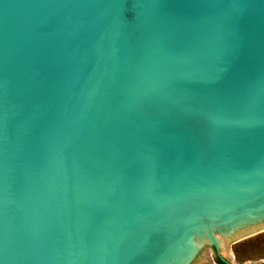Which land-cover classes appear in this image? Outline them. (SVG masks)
Returning a JSON list of instances; mask_svg holds the SVG:
<instances>
[{
    "label": "water",
    "instance_id": "obj_1",
    "mask_svg": "<svg viewBox=\"0 0 264 264\" xmlns=\"http://www.w3.org/2000/svg\"><path fill=\"white\" fill-rule=\"evenodd\" d=\"M263 230L264 0H0V264H238Z\"/></svg>",
    "mask_w": 264,
    "mask_h": 264
},
{
    "label": "rangeland",
    "instance_id": "obj_2",
    "mask_svg": "<svg viewBox=\"0 0 264 264\" xmlns=\"http://www.w3.org/2000/svg\"><path fill=\"white\" fill-rule=\"evenodd\" d=\"M228 250L233 263L256 264L258 262L260 264L264 261V230L229 244ZM208 253L212 263L216 264L217 262L213 260V250L210 249Z\"/></svg>",
    "mask_w": 264,
    "mask_h": 264
},
{
    "label": "flooded vegetation",
    "instance_id": "obj_3",
    "mask_svg": "<svg viewBox=\"0 0 264 264\" xmlns=\"http://www.w3.org/2000/svg\"><path fill=\"white\" fill-rule=\"evenodd\" d=\"M213 251H214V250H213ZM217 259H218V258H217L216 254H215V251H214V257H213V260H214L215 262H217ZM217 263H218V262H217ZM217 263H216V264H217ZM218 264H220V263H218Z\"/></svg>",
    "mask_w": 264,
    "mask_h": 264
},
{
    "label": "trees",
    "instance_id": "obj_4",
    "mask_svg": "<svg viewBox=\"0 0 264 264\" xmlns=\"http://www.w3.org/2000/svg\"><path fill=\"white\" fill-rule=\"evenodd\" d=\"M217 262L220 263V264H223L219 259H217ZM260 264H264V262H262Z\"/></svg>",
    "mask_w": 264,
    "mask_h": 264
}]
</instances>
